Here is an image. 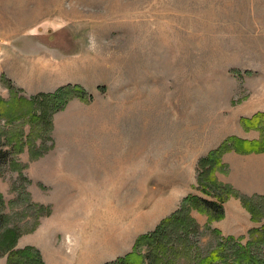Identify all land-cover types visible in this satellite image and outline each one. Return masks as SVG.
I'll use <instances>...</instances> for the list:
<instances>
[{"label": "rangeland", "instance_id": "1", "mask_svg": "<svg viewBox=\"0 0 264 264\" xmlns=\"http://www.w3.org/2000/svg\"><path fill=\"white\" fill-rule=\"evenodd\" d=\"M16 37L21 50H8ZM12 56L47 77L55 70L56 80L33 92L17 86L5 70ZM257 102L264 103V0H0V153L9 152L0 159V264H27L23 256L34 252V264L146 255V235L190 207L191 196L222 204V216L188 212L199 257L223 243V264L229 249L264 227L236 236L215 224L231 197L243 200L253 222L264 220V200L219 178L241 128L260 131L242 121ZM220 148L228 149L211 165L200 163ZM77 159L86 163L70 164ZM49 177L97 188L53 195ZM33 234L44 254L18 245ZM199 248L176 264H199ZM252 248L263 255L264 244Z\"/></svg>", "mask_w": 264, "mask_h": 264}, {"label": "crops", "instance_id": "2", "mask_svg": "<svg viewBox=\"0 0 264 264\" xmlns=\"http://www.w3.org/2000/svg\"><path fill=\"white\" fill-rule=\"evenodd\" d=\"M32 37L34 39L36 38V36ZM9 44L10 47L8 48V50L15 52H17V50H21L18 44L17 37L13 38V40ZM50 48L53 47L50 46ZM12 58H14V56L10 58L11 63L8 62L5 70L7 75L17 86L22 88L24 87L26 89L28 88L30 89V91L27 89L29 92H33V86L36 85L38 88V86L42 83H49L50 77L52 81L56 80L55 75L58 72H56L55 70L52 71L51 76L47 77L48 75H44V73L39 74L38 71L33 72L34 63L23 65L21 62H19V60ZM63 74H65V69H63L59 77H62ZM43 78H45L44 82L42 80ZM248 109L249 111H245L243 116L250 117L258 111H264V103L257 102L255 105L251 104L250 106H248ZM260 138V131L254 129L247 131L242 127L240 138L233 143L234 148L228 150L223 155V162L227 165V171H225V173L219 174V178L223 182L229 183L234 188L239 190V194L246 196L253 195L254 197L264 200V151H252L254 148H256V146L252 142H250V140H259ZM78 159L77 161H71L70 164L75 165L86 163L79 161ZM66 162L67 161H65L64 163ZM58 171L59 169L57 168V172ZM55 175L59 174L56 173ZM79 179L65 180L64 178L49 177L48 181L44 183V185H47L51 189V193L53 195H84L88 194L89 190L94 191V188H97L93 181H91V183H89L90 181H86L84 182L85 184H82L81 179ZM67 189H74L76 192H64V190ZM225 213V217L215 224L220 227L226 234L241 236L246 234L250 228L261 226L262 224H264V220L262 222H253L252 218H255L251 214L250 210L247 209V206H245L242 199L236 197H231L226 201ZM31 236L32 237L30 239H27L26 241L23 240V238H20L18 245L25 246L26 244H33L42 249L43 247L41 246V238L37 234H33ZM44 241L48 243L46 239H44ZM44 248L46 250L47 246L44 245ZM42 253L44 254V250ZM45 258L47 260L49 259L46 256ZM49 260L51 263L53 262L51 259Z\"/></svg>", "mask_w": 264, "mask_h": 264}, {"label": "trees", "instance_id": "3", "mask_svg": "<svg viewBox=\"0 0 264 264\" xmlns=\"http://www.w3.org/2000/svg\"><path fill=\"white\" fill-rule=\"evenodd\" d=\"M70 87L71 86L69 85L66 88ZM55 94H58V92ZM62 94H67V91L65 90ZM242 121L246 125V129L256 128L261 131V140L252 142L256 146L253 150L264 151V111L257 112L252 117L244 118ZM227 149L228 148H220L219 150L211 151L207 157L200 160V163L211 165V162L214 159H217ZM8 156L9 152L0 153V159L2 158V160H7ZM184 202H190L191 209L197 208L201 211H212L217 213V216H222L223 214L222 204L217 201H212L203 197L191 196L186 198ZM190 207H186L185 204H182L181 208L176 210L171 217L164 219L156 230L146 235L147 237H145L144 242L145 246L148 248L146 255L141 251H134L124 257L118 258L116 261L106 264H145V262L147 264H176L179 256L192 252L193 246L199 248V230L197 224L195 223L196 221L188 212ZM256 208V206L254 208L251 206L250 209L254 211ZM251 231L254 232L252 239L255 234L260 232L261 234L259 237L253 240L251 239L252 241L249 240L246 244L237 245L238 248L237 246H234L229 249L233 253L230 255V257L233 256V259L230 261V257L225 258L222 262L223 264H264V251L259 249V253L263 252V255H260L256 254L252 248V245L254 244H264V227L263 229H253ZM16 239L17 237L13 236V238L7 242L10 247L17 242ZM138 245L139 243L137 246ZM178 248H180L181 251ZM221 250H227V247H225L223 243L219 244L217 250L212 251L205 257H199V248V254L197 256V259L200 260L199 264H219L221 261V258L219 257ZM39 254V252H34L33 255H24L23 260L27 261V264H34L37 261H40L39 259L41 256H39Z\"/></svg>", "mask_w": 264, "mask_h": 264}]
</instances>
